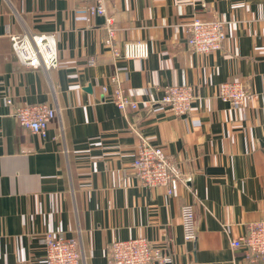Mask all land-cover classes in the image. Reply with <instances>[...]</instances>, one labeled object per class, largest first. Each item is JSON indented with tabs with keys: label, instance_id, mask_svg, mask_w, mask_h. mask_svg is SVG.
<instances>
[{
	"label": "crops",
	"instance_id": "1",
	"mask_svg": "<svg viewBox=\"0 0 264 264\" xmlns=\"http://www.w3.org/2000/svg\"><path fill=\"white\" fill-rule=\"evenodd\" d=\"M91 2L0 0V264H46L48 232L77 238L82 264H108L114 240L140 236L173 264H264L231 246L264 222V0H106L118 48L143 40L146 60L114 57L105 16L88 21ZM194 17L226 21L222 49H191ZM26 32L55 34L57 68L19 62L10 37ZM113 77L138 110L116 107ZM236 81L255 97L223 101L219 85ZM183 84L195 98L177 116L161 99ZM41 103L56 110L46 139L14 118ZM140 137L188 178L173 196L132 172ZM188 203L194 241L181 225Z\"/></svg>",
	"mask_w": 264,
	"mask_h": 264
},
{
	"label": "built area",
	"instance_id": "2",
	"mask_svg": "<svg viewBox=\"0 0 264 264\" xmlns=\"http://www.w3.org/2000/svg\"><path fill=\"white\" fill-rule=\"evenodd\" d=\"M88 21L97 15L105 16L107 32L106 44L115 58L125 60H146L150 56L149 44L143 40L126 42L118 48L116 34L118 28L112 17L107 15L106 0H92L87 7ZM226 21L223 19H202L194 17L187 23V43L191 49L200 54H208L222 49L226 39ZM13 50L19 62L30 68L54 69L59 66V56L55 34L29 33L10 37ZM115 87L112 98L121 111H136L138 102L132 100L118 82L112 78ZM102 92H108L109 86H102ZM219 97L232 105L244 104L254 98L244 82H223L219 85ZM195 98L191 85H170L164 89L161 104L177 116L188 114ZM11 103V100H8ZM14 118L17 123L32 134L46 139L50 125L56 118V110L48 104H23L16 108ZM132 172L142 185L160 188L168 196H173L182 184L188 182L180 168L173 163L162 147L154 146L144 137L136 148L130 164ZM181 225L184 239L194 241L197 238L196 215L192 204L181 208ZM45 244L46 264H82L79 242L75 237H67L61 233H46ZM234 249H243L247 257L264 259V222L249 226V232L231 241ZM173 259L160 248L152 245L143 236L127 240H114L108 246V264H173Z\"/></svg>",
	"mask_w": 264,
	"mask_h": 264
}]
</instances>
